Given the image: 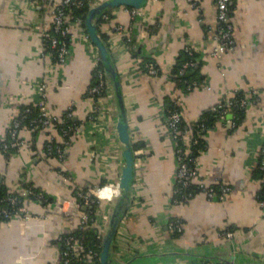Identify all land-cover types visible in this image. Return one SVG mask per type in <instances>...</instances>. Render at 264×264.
Listing matches in <instances>:
<instances>
[{
	"label": "crops",
	"instance_id": "obj_1",
	"mask_svg": "<svg viewBox=\"0 0 264 264\" xmlns=\"http://www.w3.org/2000/svg\"><path fill=\"white\" fill-rule=\"evenodd\" d=\"M60 1L37 0L32 6L29 0H0V141L21 108L37 99L44 77L50 110L63 115L71 107L79 130L61 162L45 156L51 129L22 131L23 151L5 154L0 148V180L16 191L31 183L54 201L70 200L77 186L94 194L107 185L97 211L109 214L119 198L118 159L109 140L116 113L122 110L132 145L139 143L143 153L135 157L131 201L111 247V264H264V209L257 199L262 185L257 154L264 145V0H232L234 47L220 63L208 56L205 40L206 25L216 20L211 0H200L198 9L186 0H148L134 18L122 6L110 9L100 29L107 36L104 43L116 70L121 106L109 78L105 111L95 126L88 120L91 101L86 89L96 48L81 23L67 16L72 36L65 63L46 70L48 58L40 55L41 35L50 29ZM102 1L91 0L90 8ZM98 25L96 21L100 37ZM116 25L123 31L116 32ZM187 43L200 52L204 76L203 85L188 92L171 76L175 58ZM148 59L156 63V75L143 69ZM251 89L260 92V99L246 106L236 128L216 122L201 136L204 147L196 157L195 180L205 187L225 186L226 194L208 197L203 190L172 202L177 163L164 124L166 109L177 103L190 125L235 90ZM60 169L72 185L62 180ZM51 204L30 202L31 218L0 223V264L58 263L55 240L76 228L78 218L48 212ZM173 220L182 223L181 231L169 228ZM226 231L233 233L231 238Z\"/></svg>",
	"mask_w": 264,
	"mask_h": 264
},
{
	"label": "built area",
	"instance_id": "obj_2",
	"mask_svg": "<svg viewBox=\"0 0 264 264\" xmlns=\"http://www.w3.org/2000/svg\"><path fill=\"white\" fill-rule=\"evenodd\" d=\"M157 2L158 0H152ZM188 5L192 8L198 9L200 0H186ZM216 9V20L214 24L206 25L205 27V40L209 44L208 56L216 60L217 63H220L221 57L225 52L231 50L234 47L233 40V26L230 20V9L232 5V0H211ZM79 0H61L54 6L53 11V21L49 30L43 31L42 39H47L49 41V48L54 50L55 55H51L50 52L46 51L45 46L41 45L40 47V55L42 57L48 58V67L54 69L61 66L65 63L68 56L69 49V41L71 40V26L67 21L66 9L71 7L72 5H76ZM30 5L35 6L37 4V0H29ZM125 10L129 11V13L134 18L139 9L136 8H128L127 6H122ZM103 20H107L109 18V12L101 15ZM78 23H81V20L77 18L75 20ZM200 23H202L201 19H198ZM123 27L120 25H116L114 27L115 31L120 33L123 31ZM85 37L88 38L87 34ZM127 42L131 41L130 37L126 38ZM96 48V47H95ZM184 50L191 53L195 48L193 44L187 43L184 46ZM99 54L96 49L95 55V67H97V63L99 60ZM188 65H192V63H186L183 65V69H186ZM146 71L149 75H156L158 73V69L156 67V63L150 60L146 64ZM45 77L41 79V82L38 85V97L37 99L27 105L20 115L16 116L10 127L7 130V134L4 138L1 139V150L3 153H7L11 149L14 150L13 153H20L23 151L26 140L21 137L22 131L29 132H38L41 130H50L53 131L47 138L44 151L45 156L50 159H56L59 162L65 157L66 150L71 144L72 136L79 130V125H71L68 124L63 126L65 118H71L73 116L72 109L69 107L68 111L63 115H58L53 113L47 101V86ZM203 83L194 85L191 87V90L197 86H202ZM109 83L106 77V73L104 71H98L95 74V83L94 85L90 84L86 89V96L90 98L91 105L88 113V120L94 126L96 125L99 118L103 115L105 111V106L103 103V98L108 92ZM236 91V90H235ZM235 91L231 94V96L224 98L217 106L221 108V113L232 110L236 107H245L249 103H256L260 99V92L257 90L251 89L248 92H244V95L241 97L235 96ZM175 109L170 111L164 118V124L168 131V135L171 139L175 159L177 163L176 170V178L175 181L181 184L182 186H188L191 183H196L202 188H204L205 193L208 197H212L214 195L213 187H205L203 182H199L195 180L197 175V170L195 168H190L187 163V158L190 153V142H187L188 139V131L190 126L187 125L186 129H179V124L183 120L182 111L177 103L174 104ZM227 125L229 127H235V122L233 120L227 119ZM59 125V126H58ZM58 138V140L56 139ZM180 139L182 142H180ZM57 141L58 144L55 145L54 142ZM183 143V144H182ZM195 143V141L193 142ZM184 145V147H183ZM143 153V148H135L133 150L134 156H138ZM91 157H93V151H91ZM257 166L264 172V147L261 146L258 154H257ZM61 175V178L64 182H68L72 185L70 181V176L64 173L62 169L58 172ZM107 190V185H103L98 187L95 190V193L92 194L89 191L83 192L78 190L77 195L83 202V206H89L90 203L99 199L100 196H103ZM74 191V189H73ZM228 188L225 186L220 187V198H223V195L226 194ZM18 195L23 198L21 201L15 194H10L4 198L9 205H11L14 210L10 211L7 208H1L0 213L7 219L19 217L23 219H29L32 217L31 212L28 209V204L30 202H34L31 197H36L38 201H43V192H35L29 188H21L18 190ZM91 196H94L91 197ZM260 196V198H259ZM257 196L259 205L262 209H264V177L262 181V185L260 188V195ZM44 206L49 205L43 204ZM79 204L75 199H62L57 198L53 202V204L48 207L47 211L64 214L68 216H74L78 218V225L83 227L85 225L92 227L97 231L99 235L102 236V232L104 229V218L105 214L99 211H96L92 216H90L87 212L81 210ZM169 228L175 229L177 231H181L182 223L179 220H173L169 223ZM233 233L231 231H226L225 236L231 238ZM57 240L62 241L63 244L67 247V249L59 250V260L57 264H100L99 255L100 252L95 249H85L83 244L79 242V240L67 237L62 238V234L57 237ZM216 264V263H210ZM228 264H236L233 261L228 262Z\"/></svg>",
	"mask_w": 264,
	"mask_h": 264
},
{
	"label": "trees",
	"instance_id": "obj_3",
	"mask_svg": "<svg viewBox=\"0 0 264 264\" xmlns=\"http://www.w3.org/2000/svg\"><path fill=\"white\" fill-rule=\"evenodd\" d=\"M90 3L91 0H79V2L76 5H72L71 7H68L66 9V14L67 16H71L72 20H76L77 18H79L81 20V25L83 26V28L85 29V24H84V20L85 17L87 15V12L90 8ZM131 8V7H128ZM110 15V14H109ZM102 21H104L101 17L97 20V24L98 25V31L100 34L101 39L104 41L107 40V36L104 34V32L100 29V23H102ZM150 32L153 31L151 30V28L149 29ZM86 32V31H85ZM42 43L46 48L47 52H50L51 55H55L54 50H51L49 48V41L47 39H42ZM70 43V41H69ZM150 60H145L144 65H143V69L146 71V64L149 62ZM186 63H192V65H188L186 67V69H183V65ZM202 66V60H201V56H200V52L194 50L188 52L185 51L184 48H182L177 57L175 58V62L171 67V76L172 78L177 82L178 86H180L183 91H190L191 87H193L194 85H198L204 82V76L201 74L200 72V68ZM98 71H104L103 70V66L101 64L100 59L98 60L97 63V67H95L93 69V74H92V81L91 84L94 85L95 83V74ZM105 72V71H104ZM244 95V91L243 90H236L235 91V96L237 97H241ZM227 98V97H225ZM26 106H23L20 110V113L22 112V110L25 108ZM175 109L174 104H170L169 107L166 109L165 111V116L172 110ZM245 110H246V106L245 107H236L233 108L230 111L221 113V108H219L218 106H216L214 109H211L209 111L204 112L201 117L196 121L191 123L190 126V153L188 155L187 158V163L188 166L190 168H195L196 167V157L198 156L200 150L203 149L204 147V141L201 138L203 132H205L206 130H208L209 128L213 127L214 124L216 122H226L227 119L233 120L235 122V128L242 122L243 118H244V114H245ZM20 113L18 115H20ZM68 124L71 125H77V122L73 120V118H65L64 124L63 126H66ZM59 126V125H58ZM187 124L184 122V120H182L179 124V129L183 130L186 129ZM195 141V143H193ZM180 142H182V140L180 139ZM55 145L58 144L57 141L54 142ZM183 144V143H182ZM140 146L139 143H134L133 144V148H138ZM0 147H1V141H0ZM184 147V145H183ZM264 147V145H263ZM14 152V150H10L5 154H9ZM261 177H262V181H263V177H264V172L259 169V167L257 166ZM29 188L34 190L35 192H42L40 189H38L37 187L33 186L31 183H23L22 184V188ZM214 188V193L216 194H220V187L215 186ZM74 191L72 190V194L68 195V197L72 200L75 199L80 205V209L83 206V202L80 199V197L77 195V191H83L86 192L88 191L87 188L85 187H74L73 188ZM205 190L204 188H202L201 186H199L196 183H191L188 186H182L181 184H179L178 182L175 181L174 184V192L172 195V202L174 203H178V202H183L186 201L188 198L192 197L194 194ZM10 194H15L20 200L23 198L20 197L18 194V191L16 190H10L1 180H0V209L1 208H7L10 211H13L14 208L9 205L6 201H4V198L7 197ZM260 195V191L258 193V196ZM94 198V196H91ZM34 201L36 202H40L37 200L36 197H31ZM43 198L44 200L41 201V204H51L54 201V198L46 195L45 193H43ZM260 198V196H259ZM21 200V201H22ZM87 210H85V212H87L90 216H92L98 209H99V200H96L94 198V201L92 203H90L89 206H87ZM82 210V209H81ZM10 219L5 218L1 213H0V223L1 222H7ZM67 237H72L75 238L77 240H79V242H81L83 244V246L85 247V249H95L97 251H101V247H102V236L99 235L97 233L96 230H94L92 227H89L87 225L81 227V226H77L76 228H74L73 230H71L68 233H64L62 234V238H67ZM55 243L58 245L59 250L62 249H67V247L65 246V244H63V242L59 241V240H55ZM205 263L207 262L206 260L204 261ZM76 264V263H75ZM216 264H228L225 261L222 262H218Z\"/></svg>",
	"mask_w": 264,
	"mask_h": 264
},
{
	"label": "water",
	"instance_id": "obj_4",
	"mask_svg": "<svg viewBox=\"0 0 264 264\" xmlns=\"http://www.w3.org/2000/svg\"><path fill=\"white\" fill-rule=\"evenodd\" d=\"M148 0H104L89 8L84 20L85 31L90 41L95 45L103 70L106 77L113 81L115 88V96L118 104L121 106V94L118 81L116 78V70L111 60L108 47L99 37L96 27V21L107 13L110 9L119 6H127L140 9L146 5ZM121 109V108H120ZM115 130L113 136L109 140V144L113 147V152L118 159V183L119 191L109 214L105 213L104 229L102 232V247L99 255L100 264H111V247L119 227V223L123 218L126 208L131 201V186L134 177L135 156L133 154V145L130 139L128 124L125 116L121 112L116 113L114 118ZM87 206H82L83 211L87 210Z\"/></svg>",
	"mask_w": 264,
	"mask_h": 264
}]
</instances>
